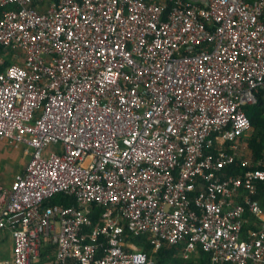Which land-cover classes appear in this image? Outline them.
Wrapping results in <instances>:
<instances>
[{
	"label": "built area",
	"instance_id": "obj_1",
	"mask_svg": "<svg viewBox=\"0 0 264 264\" xmlns=\"http://www.w3.org/2000/svg\"><path fill=\"white\" fill-rule=\"evenodd\" d=\"M0 2L17 6L0 45L26 52L0 73V138L33 149L26 173L0 187L12 264H36L46 240L55 264H154L126 248V229L156 251L264 263V209L248 199L260 229L242 240L247 207H227L264 170L219 176L251 164L238 154L264 89V0ZM59 194L77 204H50ZM97 205L101 224L88 213Z\"/></svg>",
	"mask_w": 264,
	"mask_h": 264
},
{
	"label": "crops",
	"instance_id": "obj_2",
	"mask_svg": "<svg viewBox=\"0 0 264 264\" xmlns=\"http://www.w3.org/2000/svg\"><path fill=\"white\" fill-rule=\"evenodd\" d=\"M58 0H35V5L37 9L40 12H46L54 3H56ZM198 2H203L204 0H195ZM17 6L13 4L9 5H2L0 2V19L4 17V14L8 10L16 9ZM26 63V52L20 47L17 46H4L0 45V73H4L7 71V69L14 64H24ZM253 131L252 129L249 133L245 134L240 143L241 150L239 152V158L241 160L250 159L251 164L247 167L246 171L242 174H227V172L235 165L229 166L223 170V173L219 176L223 179H228L230 177H237V176H245L247 172L253 171V170H264V152L261 158L256 159L254 157L253 150L251 149L249 142L247 140V137L251 135ZM213 150L214 148H210ZM31 152L32 149L29 148L25 144H11L8 141L0 138V187H7L11 188L14 185V181L18 175H23L26 171L27 164L31 158ZM238 162L241 163L239 160ZM242 164V163H241ZM251 166H255V169H248ZM264 183V181H257L256 182V191L254 193L250 192L246 187H243L239 190V192L230 200V204L227 207H234L236 205L243 204L245 207L247 206L248 199L252 201H257L261 207L264 209V206L261 204V202L255 198L256 195L259 193L260 184ZM50 204H54L51 201H49ZM47 203V204H49ZM59 204V203H58ZM63 205V204H61ZM67 206V205H66ZM73 206V205H69ZM97 209H89L88 211L89 215L92 217L93 220L97 224L102 223V213H99L98 217L94 216L95 212L97 213ZM101 211V209H100ZM246 213V212H245ZM252 214V213H250ZM256 219L254 220L255 227L250 228L247 232H244V227L246 226V223L249 222L248 218L244 215L243 220V230L241 233V239L242 240H250L251 239V233L253 231H259L260 229V221L261 219L252 214ZM96 218V219H95ZM127 226V223H125ZM15 228L12 226H7L5 228H0V264L4 263H10L12 264L14 261V245H15V234H14ZM138 236H146L151 241V235L142 234V235H134L132 232H126L125 235V243L126 248L128 250L134 251L136 249L141 251V248L136 244L135 238ZM44 244L41 246L40 255L36 260V264H55L56 254L57 251L55 249V256H53V252L51 253L52 248H54L53 245L50 244L48 240L43 241ZM152 243V241H151ZM47 244V245H46ZM153 245V244H152ZM170 245V244H165ZM53 246V247H50ZM48 248H51L48 249ZM56 248V247H55ZM153 250H155L153 248ZM50 251V252H49ZM105 249H101L99 251L100 254H103ZM156 251V250H155ZM181 254L185 258H189L193 254L197 253L198 251L188 254L185 250H180ZM152 258V257H150Z\"/></svg>",
	"mask_w": 264,
	"mask_h": 264
},
{
	"label": "trees",
	"instance_id": "obj_3",
	"mask_svg": "<svg viewBox=\"0 0 264 264\" xmlns=\"http://www.w3.org/2000/svg\"><path fill=\"white\" fill-rule=\"evenodd\" d=\"M247 114L252 122L253 131L247 140L251 149L253 150L254 157L259 159L262 157L264 152V89L260 90L257 93V103L254 105H250L246 108ZM235 165V166H233ZM232 168L227 172V174H242L246 171V167H242L240 162L233 164ZM255 166H251L248 169H255ZM261 204L264 206V183L260 184L259 193L255 196ZM54 204H63V205H76L77 201L72 196H67L64 194H59L52 198L51 200ZM101 208V206H98ZM97 207H94L97 208ZM245 216L248 218L249 222L246 223L244 227V232H247L250 228L255 227V217L250 214L251 212L248 209V205L246 206ZM102 210V209H101ZM94 216L98 217L100 209L96 210ZM96 219V218H95ZM126 232H131L126 229ZM136 244L141 248V251L147 254L149 257L154 259V264H214L212 263L211 254L206 252L201 246L198 249V252L190 256L189 258H185L181 254V249L184 250V245H164L160 250H153V245L151 241L146 236H138L135 238ZM53 247V246H50ZM51 250V248H48ZM55 247L52 248L51 253L53 252V256H55ZM57 251V250H56ZM50 252V251H49ZM218 264H232L230 262L227 263H218ZM249 264H264L259 262L251 261Z\"/></svg>",
	"mask_w": 264,
	"mask_h": 264
},
{
	"label": "bare ground",
	"instance_id": "obj_4",
	"mask_svg": "<svg viewBox=\"0 0 264 264\" xmlns=\"http://www.w3.org/2000/svg\"><path fill=\"white\" fill-rule=\"evenodd\" d=\"M32 149V148H31ZM32 154H33V149H32V152H31V158H30V160H29V162H28V164H27V167H28V165H29V163H30V161H31V159H32ZM27 167H26V170H27ZM25 173H26V171H25Z\"/></svg>",
	"mask_w": 264,
	"mask_h": 264
},
{
	"label": "rangeland",
	"instance_id": "obj_5",
	"mask_svg": "<svg viewBox=\"0 0 264 264\" xmlns=\"http://www.w3.org/2000/svg\"><path fill=\"white\" fill-rule=\"evenodd\" d=\"M52 150H54V149H52Z\"/></svg>",
	"mask_w": 264,
	"mask_h": 264
}]
</instances>
